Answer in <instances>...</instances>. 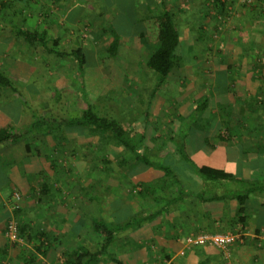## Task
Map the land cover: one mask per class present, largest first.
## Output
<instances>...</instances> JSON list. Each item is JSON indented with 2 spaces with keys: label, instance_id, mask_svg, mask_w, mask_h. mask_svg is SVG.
I'll return each instance as SVG.
<instances>
[{
  "label": "rangeland",
  "instance_id": "1",
  "mask_svg": "<svg viewBox=\"0 0 264 264\" xmlns=\"http://www.w3.org/2000/svg\"><path fill=\"white\" fill-rule=\"evenodd\" d=\"M156 1L30 0L25 8L18 1L0 0V8L3 6L0 23H10L29 30L42 29L50 33L52 39L61 37L60 49L70 50L76 45L82 44L88 51L87 63L84 69L79 72L76 61L56 60L54 56L45 53L41 48L26 43L23 38L13 35L2 36L7 32V29H2L0 26V67L9 63V54L13 55V60L27 63L28 71L16 70L15 78L17 80L15 83L32 101L34 114L40 112V115L52 120L51 112L54 114L59 110L66 118L70 119L79 114L85 104L91 105L99 115L117 121L123 119L133 128L131 136L136 135L135 143H138L140 138L133 131L141 133L142 129H148L146 135L152 140V144L165 143L171 132L179 133L182 125L181 120L190 111H193L200 99L206 96H209L212 103L208 114L214 117L224 118L230 111L234 117V115L236 116L235 111L241 108L242 103H244L245 110L250 111V105H246V103L254 99L252 98L254 93L244 90V85L242 88L235 87L234 80H231L225 90H220L218 85L214 86L210 78L203 81V83H209L204 86L203 77L197 76L196 73L203 70V67L209 66L212 60L206 59V52L203 54L190 53V49L188 51L187 48L188 44H192L194 41V49L200 47L199 50L202 51L205 48L211 51L210 53H217L219 56L220 43L226 39L232 46L230 49H224L223 53L235 56L237 51L234 46L239 43L238 38L246 23V18L249 20L248 28H250V20L254 18L256 15L254 12L258 9H261L257 12L260 14L258 17L259 39L264 35V12L262 10L264 0H226L228 8L221 16L216 14L215 6L208 5L205 0H166L168 7L175 14L176 22L180 23L182 46L178 52L175 69L167 79L164 88L152 99L157 76L146 66V61L155 49L157 30L152 23L138 22L136 24L132 19L134 17L143 19V15L148 10L151 11L149 16L152 13H157ZM150 4L152 6H149ZM148 6L150 8L147 9ZM195 13L199 15L196 17ZM199 16L201 17L198 18ZM131 23L135 25L131 26ZM110 26L112 31L121 34L120 49L114 58L106 52L112 40L110 34L105 33V30ZM201 26L203 29H200ZM141 31L147 35V40L140 39ZM7 33L12 34L11 32ZM198 35H203L205 42L199 43ZM247 37L248 35H244L245 39ZM205 43L207 47H204ZM257 53L256 51L252 58L254 56L256 59L260 58ZM221 56L225 59V55ZM218 60L213 61V66H215L213 69H217V67L228 69V58L224 61L222 59V62ZM242 63L243 60H240V64ZM240 64L236 67V64L232 63L229 68L231 69L233 66L234 72L239 74L245 71V65ZM210 83L212 84L210 85ZM223 103L227 104V108H224ZM233 106L234 110L233 108L230 110ZM148 111V116H145ZM32 114V110L21 98L9 90L0 88L1 122L10 119L19 125L20 129H27L34 122ZM59 115L62 114L59 113ZM226 129L231 131L225 124L218 133L220 134V131L227 132ZM35 130L39 129L35 128ZM51 130V134L33 133L29 136V140L31 146L37 148L36 151L41 152L47 158L46 160L51 159V162L54 163V167L51 165L52 172L49 169L45 178H43L42 172L39 175L42 178L35 187L36 190L29 191L31 194L28 196L15 184L0 189L1 211L3 214L6 213L3 238L9 249L7 254L1 253L0 264H13L12 250L24 249L32 244L39 245V242L26 240L23 245L12 242L7 236V224L13 221L21 227L26 226L25 218L28 217V214L25 210L32 208V205L35 207L42 205L44 201L41 185L45 179L50 180L49 184L53 188L56 200L58 201L60 198L62 202H68V204L62 203L60 206L71 210H75V201H90L88 196L84 195V187L96 180L101 181L100 183L104 186H110L109 183H113L115 191L110 193L111 196L106 194L101 198L102 200L100 199V201L107 202L104 205L101 204V209L104 210L95 213L96 210L89 208L90 210L88 209L89 211L86 212L93 213V216L103 218V222L110 224L105 215L108 204L117 197L124 198L125 201L132 200L135 196L134 178L140 175L145 168L147 169L146 165L137 161H130L132 165L129 170L121 168L119 161L123 156L122 149L119 150L120 148L114 146L113 143H105V140L90 128L59 125ZM228 135V132L225 133L224 138ZM111 145L115 147L114 151ZM137 150L138 153L146 155L148 161L154 160L144 147L140 146ZM131 157H133L132 154L124 156L128 160ZM106 159L112 161V164L105 166ZM161 159L162 157H159L160 161ZM162 162L164 168L168 169H176V166L184 163L178 161L177 157L170 159L167 157ZM110 167L112 172L107 173L106 169ZM150 168L153 172L160 170L159 165ZM156 169L157 171H155ZM160 185L162 190H156L157 196L163 193L164 197L165 193L168 195L172 193L171 184L163 185L161 183ZM207 192H212V189L210 191L207 189ZM51 203V207L57 206L53 201ZM93 205L96 207L95 204ZM197 233L199 231L195 234ZM190 235L192 234L184 237V247L189 251L196 252L186 246V238ZM245 240L243 244L238 245L251 244L248 237ZM234 246L225 252L217 249L221 252V259L225 264H231ZM206 247L209 246L203 247L199 252H203ZM187 250L182 253L185 259ZM199 256L202 255L199 254Z\"/></svg>",
  "mask_w": 264,
  "mask_h": 264
},
{
  "label": "crops",
  "instance_id": "2",
  "mask_svg": "<svg viewBox=\"0 0 264 264\" xmlns=\"http://www.w3.org/2000/svg\"><path fill=\"white\" fill-rule=\"evenodd\" d=\"M258 10H255L254 14L256 15L250 20V28H248L249 20L246 18V23L243 25L241 35L238 38L239 43L234 46L235 51H237L235 56L223 53L224 49H230L232 46L226 39L220 41L219 56L217 53H210L211 51L205 48L202 51L199 50L200 47L194 49V41L192 44H188L187 49L188 51L190 49V53L203 54L206 52V59L212 60L209 66L203 67V70L196 73L197 76L203 77L202 83L206 78H210L214 86L218 85L220 90H225L231 80H234L235 87L242 88V85H244V90L254 93L252 98L255 100L252 101L259 98L264 99V35L259 39L258 17L260 14H257ZM262 10L264 12V3L262 4ZM189 14L191 15V13ZM194 15L197 17L199 14L195 13ZM177 23L180 26L178 21ZM6 24L10 27L13 26L10 23ZM0 26L2 25L0 24ZM2 29L5 28L2 26ZM200 29H203V27L201 26ZM6 31L12 34L6 32L2 36H15L12 29ZM244 35H248L247 39L244 38ZM48 37L51 38L50 33H48ZM198 41L199 43H202L201 41L205 42L204 37L200 35ZM204 47H207L206 43ZM256 51L260 58L256 59L255 56L252 58ZM9 55V63L1 66L0 71H6L15 82L17 80L15 78L16 70L28 71L29 69L26 62L13 60V55ZM221 55H225V59L228 58L229 67L232 63H235L238 67L240 60H243L240 65H245V71L236 74L233 66L231 69L229 67L228 69H222L221 67L213 69L215 59H219V62H222V59L225 60ZM208 81L210 80L208 79ZM203 85L206 86L209 83H203ZM261 101L254 102L255 107L250 106V111H246V108L242 105L238 111H235L236 116L234 115V117L231 111L224 118L213 116L211 125L209 128L204 127L205 130L194 126L195 119H192V115L195 107L187 116H184L182 120L190 128L194 127L187 132L189 136L185 150L190 155L191 161L176 166V169L172 168L175 170L180 183L171 184L174 191L171 198H176L179 195V189H184L185 194L191 193L193 197H215V199L201 202L199 199L188 197L183 202H177L176 206L174 205L168 213L157 216L142 227L122 232L112 249L120 264H198L195 260H191L195 252L184 247V237L198 231L199 233H225L229 232L230 229L242 230V233L251 241V244L245 246L235 245L233 247L231 264H264V253H262V249H264V191L257 190L259 187H264V103ZM223 104L224 108H227V104ZM232 108L234 110V106L230 110ZM225 124L231 130L230 135L228 139H221L218 131ZM183 127L182 124L179 133L177 131L171 132L169 137L180 135ZM169 137L166 141L170 139ZM150 141V138L149 141L146 140L145 146L156 148L154 143L152 144V141ZM166 141L159 145L162 148L160 154L162 155V152H164L169 157L174 155L177 147H174L175 145L171 142L166 144ZM111 146L114 151L115 147ZM36 149L32 146L27 149L24 140L0 148L1 190L2 187L8 188L12 184L20 187L27 196L31 194V191L36 190L35 187L42 178L39 175L43 172L42 176L45 178L49 169L51 170V165L54 167L51 159L46 160L47 158ZM123 155L126 156L127 154L123 153ZM201 166L227 171L236 175L239 179L258 184L256 185L257 191L249 194L244 204L245 225L234 226V223L240 218L237 196L246 194L244 187L238 182H216L212 192L208 193L206 191V188L209 187L208 184H205L203 178L196 172V168L199 169ZM121 168L129 170L131 164H124ZM151 172V169L149 170L147 167L137 177ZM154 173L153 179L150 178L149 180H153V183L158 185L159 177L163 181L164 174L159 176L161 174L159 171ZM135 179L136 177L134 182ZM49 181L45 179L43 185H41V188L45 187L47 192L44 194L42 205H36V207L32 205V208L25 210L28 214V217L25 218L28 232L34 237H37L40 233L47 234L49 244L46 243V247L41 252H38L37 244L28 245L24 249L12 250L13 264H63L60 261L62 250L72 252L81 247L88 248L95 238L90 224L93 219L101 218L93 216V213L88 214L86 212L91 208V210H96V213L98 211L97 205L92 201H75V210L60 206L62 203L66 205L68 202H62L60 198L58 201L56 200ZM109 185L111 188H115L113 183H109ZM51 200L56 203V207H51ZM146 207L150 210L158 208L151 199L147 201ZM1 210L2 206L0 205V255L1 253L7 254L9 251L3 238L6 213L3 214ZM132 212L131 200L125 201L124 198L119 199L117 197L115 200L112 199V202L107 206L105 215L110 223H123L131 218ZM45 250L47 252L43 254ZM185 250H187L186 259L182 256ZM201 253L200 259L205 260L208 264H225L221 259V252L213 247H206ZM100 264L117 263L103 261Z\"/></svg>",
  "mask_w": 264,
  "mask_h": 264
},
{
  "label": "trees",
  "instance_id": "3",
  "mask_svg": "<svg viewBox=\"0 0 264 264\" xmlns=\"http://www.w3.org/2000/svg\"><path fill=\"white\" fill-rule=\"evenodd\" d=\"M16 1H18L25 8H27V4L30 2V0H14V2ZM205 2H207L208 5L213 4V6H215L216 14L218 16L224 15V12L228 8V2L226 0H205ZM155 4H156L155 7L158 10L157 13L155 14L152 13V15L149 16V13L151 11L148 10L143 15L144 16L143 19H137L136 17L132 19L136 24L138 22H142L143 24L146 22L152 23L157 30L155 49L153 50L150 57L146 61V66L150 70H152L154 74L157 76L156 77L157 83L152 92V99L155 98L157 93L164 88L167 79L171 76L173 70L175 69L178 52L182 46L181 28L176 22L174 12L168 7L166 0H157ZM149 6H152V4H150ZM149 6L147 7V9L150 8ZM2 8H0V16L3 10ZM0 24L5 29H12L16 37L23 38L25 42L28 43L29 45L36 46L37 48H41L45 53L54 56L56 60L65 61L66 59H69L71 61L72 60L76 61L79 72L82 69H84V66L87 63L86 57L88 51L82 44H78L73 49L70 50L60 49L59 46L61 42V37L51 39L48 37V32L45 30L42 29L29 30V29H23L16 25L13 26L11 25L12 27H10L5 23H0ZM133 25L135 24L131 23V26ZM105 33H109L112 40L106 52L108 53V55L114 58L116 57L120 49L121 34L119 32L117 33L116 31L115 32L112 31L111 26L105 30ZM140 39L142 41L147 40V35L142 31L140 32ZM0 88L9 90L11 93L21 98L25 102V104L30 108V110H32L33 112L32 120L34 121L29 125V128L27 129L26 128L20 129L19 125H16L10 119H5L3 122L0 121V148L2 146L8 144H14L19 142L20 140H24L27 149H30L31 144H30L29 136L32 135L33 133L51 134L52 131L51 129L56 128L59 125H64L68 127L81 126L85 128H90L93 132L98 133L101 139L105 140V143L107 142L111 144L113 143L114 146L122 149L121 152L122 155L123 153L133 155V157H131L130 160H127L124 157L120 158L119 161L120 167H123L124 164L126 165L127 163L132 165L131 163L132 161H137L146 165L148 168H150L151 166L159 165L160 170L158 171L161 173L159 176L164 174L163 181L160 179L161 177H159L158 185L154 184L153 180L151 181L149 180L150 178L153 179L155 175L153 171L150 174H144L139 177H136L135 183H133L135 196L131 200V208L133 211L131 218L123 223L109 222L110 224H106L105 222H103L102 218L93 219L91 221L90 227L95 238L92 240L91 246L88 248L81 247L77 251H72V252L62 250L60 261L63 264H100L103 261H111L120 264V261H118V259L115 257L112 249L114 248L118 240V237L122 232H125L126 230H130V229L131 230L138 229L142 227L144 224L151 222L157 216L168 213L169 210L172 209V207H174V205L176 206L177 202H183L186 198L193 197L191 193L185 194V190L179 189L178 191L179 195L176 198H171L174 193V191L171 189L172 188L171 186L170 189L172 190V193L170 195L165 193L163 197V193H161L160 196H157L155 194L156 190H162V187L160 185L161 183L163 185L167 183L179 184L180 181L177 179L178 177L176 175L175 170L164 168L163 166L164 164L162 160L166 159L167 155H165L164 152L163 155L160 154L162 148L159 145H155L156 148H154L153 146H147V147L145 146L144 144L145 141L146 140L149 141V136L146 135V131L148 129L146 130L142 129L143 132L141 131V133H137V131L135 130L133 131L140 138L138 139L139 142L135 143L134 137L136 135L131 136L133 128H131L127 123H125L123 119L117 121L115 119L99 115L93 110L91 105H86L85 103H84L85 107L82 109V111L70 119L66 118V116L63 115V112L58 110V112L54 114H52L51 112L52 120H48L43 115H40V112H38L39 115L37 113L34 114L35 111H34V105L33 103H31L32 101H30V98L27 97V95H25L23 89H21L11 79V77L6 71H0ZM209 99H210L209 96L200 99L197 102V105L193 111L194 113L192 115V119H195L194 126L198 129L205 130V128H209V126L212 123L211 118L213 116L208 114L212 104ZM262 99L259 98L256 101H249L248 103H246V105L253 106L254 108L255 104L253 105V103L259 100L261 101ZM261 102L264 103V99ZM243 104L244 103H242V105ZM55 108L60 109L56 106ZM59 113H61L63 116L59 115ZM146 113L147 114L145 116H148L149 111ZM199 118L200 120H198ZM181 121L184 126L183 127L184 131L182 130L183 132L180 135L170 136L169 137L170 139L166 141V144H169L168 142H171L175 145L174 147H177V151H175L174 155L169 156V159L177 156L178 161H183L186 163L191 161L190 155H188L187 152L185 151L187 147V138L189 136L187 132H189V130L194 127L192 126L190 128L189 125H187L183 120ZM57 122L59 123V125ZM35 128L39 130L36 131ZM226 130L229 134V130L228 129ZM227 132L224 131L222 133V131H220L219 134L220 138L228 139L230 134L226 138H224V134ZM139 145L144 147V149L147 150V153L154 159L152 162L147 160L146 155L144 154L142 155V153H138L137 148H140ZM159 157H162L161 161L159 160ZM104 163L105 166H108L112 164V161L106 159ZM106 171L107 173H111L112 168L110 167L106 169ZM155 171H157V169ZM196 172L203 178L205 184H208L207 186L209 187L206 186L207 187L206 191L207 189L208 191H210L213 188V186L216 184V182H238L239 184L242 185V187H244V191H246L247 195L241 194L237 196V200L239 203L238 214L240 218L238 219V221L234 223V226L245 225L246 218H245L244 204L248 198V195L256 192L257 190L264 191V187H259L256 190V185L258 184L246 181L245 179H239V177H237L236 175L230 172L215 169L208 166H201L199 167V169L196 168ZM100 182L101 181L96 180L95 182L89 184L87 187L83 188L84 195L88 196V199L97 205L99 212L100 210H102L101 204L104 205L105 203H107L100 201V199L104 197L106 194L108 196H111L110 193L112 191H115V189L113 190V188H111L108 185L104 186ZM156 186H158V188H156ZM42 190L44 194L47 193L45 187L44 188L42 187ZM193 198L199 199V201L201 202L204 201L208 202L209 200L212 201L215 199V197L205 198L203 196H199V197L194 196ZM150 199L158 206L157 209L150 210L148 209V207H146V203ZM18 227H19L18 233L26 241L39 242V245L37 246L38 252H41V250L46 247L45 246L47 245L46 243L49 244V237L47 234L40 233L37 237L36 236L34 237L28 232L26 226L21 227V225L20 226L18 225ZM230 230L234 231L235 229H230ZM192 249L196 250V252L194 251L195 253L193 254V257H191L192 258L191 260H196L198 264H208L205 260H201L200 259L201 257L199 256V254L201 255L199 250L203 249V247H197ZM262 251L261 252L264 253V249H262ZM46 252L47 251L45 250V252L42 253L46 254ZM32 260L34 259L32 258Z\"/></svg>",
  "mask_w": 264,
  "mask_h": 264
},
{
  "label": "built area",
  "instance_id": "4",
  "mask_svg": "<svg viewBox=\"0 0 264 264\" xmlns=\"http://www.w3.org/2000/svg\"><path fill=\"white\" fill-rule=\"evenodd\" d=\"M7 236L8 238L17 244L23 245L25 239L18 233L19 227L15 222L8 223ZM246 235L242 231H229L225 233H209L200 232L197 234H192L186 238L187 248H197V247H214L216 249L227 251L232 246L236 244H243L246 240Z\"/></svg>",
  "mask_w": 264,
  "mask_h": 264
}]
</instances>
